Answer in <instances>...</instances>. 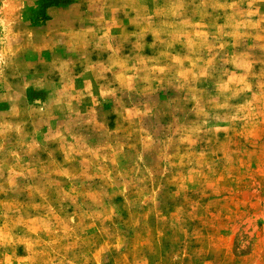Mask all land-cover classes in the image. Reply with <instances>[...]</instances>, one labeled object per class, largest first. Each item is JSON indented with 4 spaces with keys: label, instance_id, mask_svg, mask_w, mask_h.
<instances>
[{
    "label": "rangeland",
    "instance_id": "obj_1",
    "mask_svg": "<svg viewBox=\"0 0 264 264\" xmlns=\"http://www.w3.org/2000/svg\"><path fill=\"white\" fill-rule=\"evenodd\" d=\"M0 264H264V0H0Z\"/></svg>",
    "mask_w": 264,
    "mask_h": 264
}]
</instances>
